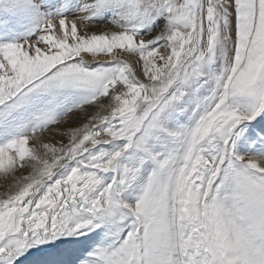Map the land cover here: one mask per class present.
I'll list each match as a JSON object with an SVG mask.
<instances>
[{"label":"snow or ice","instance_id":"obj_1","mask_svg":"<svg viewBox=\"0 0 264 264\" xmlns=\"http://www.w3.org/2000/svg\"><path fill=\"white\" fill-rule=\"evenodd\" d=\"M0 264H264V0H0Z\"/></svg>","mask_w":264,"mask_h":264}]
</instances>
